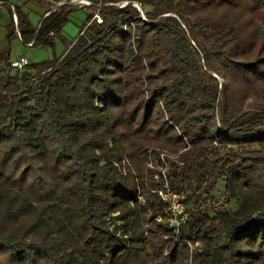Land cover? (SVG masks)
I'll return each instance as SVG.
<instances>
[{
  "label": "trees",
  "instance_id": "obj_1",
  "mask_svg": "<svg viewBox=\"0 0 264 264\" xmlns=\"http://www.w3.org/2000/svg\"><path fill=\"white\" fill-rule=\"evenodd\" d=\"M93 6L62 57L0 70V264H264V0ZM9 9V40L54 45L75 8ZM164 181L196 205L179 233ZM221 181L235 210L204 206Z\"/></svg>",
  "mask_w": 264,
  "mask_h": 264
},
{
  "label": "rangeland",
  "instance_id": "obj_2",
  "mask_svg": "<svg viewBox=\"0 0 264 264\" xmlns=\"http://www.w3.org/2000/svg\"><path fill=\"white\" fill-rule=\"evenodd\" d=\"M15 1H17V3H20L21 5H24L25 9L29 14V18L34 26H38L39 23L43 20L45 16L46 8L53 10L59 8L62 5H66L68 9L70 8H75V9L71 15L70 21H68L65 24L62 32L56 36L54 45H50V44L29 45L28 43L23 42L22 39L19 38L18 34H16L10 40L8 39L9 33L11 31V23H12L11 12L9 11V9L6 8V6L0 5V52H2L3 54L7 52L10 53V59L9 60L5 59L0 64V70L4 74L9 72L13 74L17 72L20 73L23 70H25V68L23 70H19L11 67V61L20 56L28 57L30 65L37 64L43 61L52 60L55 57L61 56L68 47L69 42L72 41L73 38H75L77 35H79L84 23L87 20L88 14L89 13L94 14L95 16V14L99 13L98 8L93 5H87L83 8V7H79L76 4H68V2H72L73 0H44L45 7L34 1H27V0H15ZM91 1L95 2L96 0H91ZM150 8L151 7H148V9ZM159 160H160L159 157L154 153H151V155H149L148 168L157 171L156 173L157 179H158L157 177L158 173L163 169L159 165ZM224 185L225 183L221 181L219 187H217L212 192L211 196L207 195L208 196L207 197L205 195L207 198H206V202L204 203V206L208 210L213 211L215 204L219 205L221 203L224 204L225 207L230 208L231 210H235L237 208L238 201L236 199L231 198L230 195L225 194L226 191L224 189ZM193 203L194 200H191L190 205L192 207L196 206L193 205ZM117 222L120 223V221ZM191 246L192 249L202 248V245L199 242L192 244Z\"/></svg>",
  "mask_w": 264,
  "mask_h": 264
},
{
  "label": "built area",
  "instance_id": "obj_3",
  "mask_svg": "<svg viewBox=\"0 0 264 264\" xmlns=\"http://www.w3.org/2000/svg\"><path fill=\"white\" fill-rule=\"evenodd\" d=\"M68 4H76L79 7H85L87 5H94L95 2H92L91 0H73L72 2H68ZM100 5V4H98ZM143 12V11H142ZM15 21L17 22L18 16L15 13ZM94 18L97 19L98 22H102V17L99 13L95 14ZM41 26V23L40 25ZM81 34L84 33V31H80ZM17 34L19 38L22 39V34L18 30ZM54 35V32L51 33ZM35 40L30 42L29 45H34ZM30 65L29 59L26 56H20L16 59H13L11 61V66L13 68L23 70L25 67ZM152 151H150L151 155ZM159 165L163 168L157 175L158 179L161 177L167 178V174L169 171L170 163L173 160H176L178 158V154H174L172 152H168V150H162L160 151L159 155ZM172 158V159H170ZM156 192L161 197L163 202L165 203V215L162 217H159V221L166 222L170 227H172L176 233H179L181 227L185 225L190 219H191V205L188 201L189 191L188 190H174L169 185L168 181H164V183L159 187ZM141 201L145 203V199L140 196L139 197ZM198 243V242H197Z\"/></svg>",
  "mask_w": 264,
  "mask_h": 264
},
{
  "label": "crops",
  "instance_id": "obj_4",
  "mask_svg": "<svg viewBox=\"0 0 264 264\" xmlns=\"http://www.w3.org/2000/svg\"><path fill=\"white\" fill-rule=\"evenodd\" d=\"M28 1V0H27ZM0 5H2V6H6V8L7 9H9V6L11 5L13 8H15V6H21L22 8H23V10L25 11V12H27V10L25 9V7H24V5H21L20 3H17V1H15V0H0ZM9 11H10V9H9ZM46 12V11H45ZM28 13V12H27ZM29 15V14H28ZM12 17V16H11ZM41 23V22H40ZM40 23H39V25H40ZM80 34V33H79ZM78 37V35L75 37V38H73V40L72 41H70L69 42V44H68V47L66 48V50L64 51V53L61 55V56H59V57H62L65 53H66V51L68 50V48L71 46V44L75 41V39ZM56 38V37H55ZM55 40V39H54ZM2 53V52H1Z\"/></svg>",
  "mask_w": 264,
  "mask_h": 264
},
{
  "label": "water",
  "instance_id": "obj_5",
  "mask_svg": "<svg viewBox=\"0 0 264 264\" xmlns=\"http://www.w3.org/2000/svg\"><path fill=\"white\" fill-rule=\"evenodd\" d=\"M62 5V4H61ZM58 9V8H57ZM57 9H53L52 11H50V12H48L47 14H45V16H44V18H46V17H48L49 15H51L53 12H55ZM176 16V15H175ZM43 18V19H44ZM145 19H146V17H145ZM147 20V19H146ZM42 22H43V20L41 21V25H42ZM17 26H18V20H17ZM216 77H218V75H216V74H214ZM221 80V83H222V79H220Z\"/></svg>",
  "mask_w": 264,
  "mask_h": 264
},
{
  "label": "bare ground",
  "instance_id": "obj_6",
  "mask_svg": "<svg viewBox=\"0 0 264 264\" xmlns=\"http://www.w3.org/2000/svg\"><path fill=\"white\" fill-rule=\"evenodd\" d=\"M83 1H86V0H83Z\"/></svg>",
  "mask_w": 264,
  "mask_h": 264
}]
</instances>
